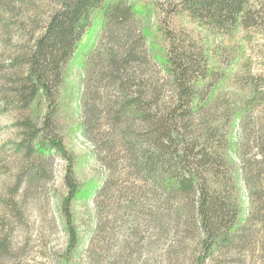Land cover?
<instances>
[{
    "label": "trees",
    "instance_id": "obj_1",
    "mask_svg": "<svg viewBox=\"0 0 264 264\" xmlns=\"http://www.w3.org/2000/svg\"><path fill=\"white\" fill-rule=\"evenodd\" d=\"M50 1L53 7L41 31L12 63L19 70L13 78V94L1 99L21 107H28L36 98L44 102L39 118L26 116L20 120L23 136L16 146L30 158L33 172L40 171L42 159L53 153L64 159L65 191L60 197V216L66 240L58 261L77 264L81 232L73 204L85 189L76 174V155L67 148L56 120L61 91L69 65L92 29L93 15L99 13L101 23L109 28L135 19V12L127 0ZM154 5L159 12L157 30L165 43L161 66L170 94L162 100L155 83L145 84L144 79L136 83L128 74L141 58L136 45L144 42L142 30L138 28V38L131 39L121 58L116 57L115 50L107 51L105 69L114 73L110 79L125 98L111 110L113 119L128 115L139 119L141 129L138 134L123 133L121 148L111 150L115 157L106 159L95 149L102 171L91 188L90 199L96 218L101 217L105 207L107 216L119 209L154 212L168 230L176 227L175 220L189 221L197 233L195 264H205L207 258L231 244L236 232L255 217L256 201L264 207L259 193L264 179V140L258 144L254 171L240 146L237 163L228 154L232 126L242 122L247 111L263 99L259 89L262 82H258L260 73L244 66L234 77L247 93H215L239 54V46L220 48L215 53L219 64H211L204 40L180 18L225 35L236 29L245 36L264 35V0H154ZM128 88H133L131 93L126 91ZM86 123L81 120L84 131L89 125ZM118 158L123 163L120 169L114 167ZM120 176L125 181L126 195L122 196L111 186ZM242 187L249 202L245 215ZM9 197L8 203L14 207V195ZM14 211L16 214L19 209L14 207ZM101 227L98 220L89 236L86 258H90ZM7 243V234L0 235V252L7 250Z\"/></svg>",
    "mask_w": 264,
    "mask_h": 264
},
{
    "label": "rangeland",
    "instance_id": "obj_2",
    "mask_svg": "<svg viewBox=\"0 0 264 264\" xmlns=\"http://www.w3.org/2000/svg\"><path fill=\"white\" fill-rule=\"evenodd\" d=\"M127 1L132 3L135 12V19L129 22L106 28L99 13L93 15L92 29L84 37L78 56L70 63L61 91V107L56 120L67 148L76 155V174L85 189L73 204L75 221L81 232L76 263L195 264L197 233L183 218L175 220L176 227L168 230L162 227L163 220L150 211L134 213L119 209L107 216L103 207L101 217L94 215L91 188L102 171L95 149L106 159L115 157L112 151L121 148L123 133L138 134L136 132L141 129L139 119H131L128 115L113 119L111 110L125 98L111 81V70L105 69L107 51L115 50L116 57L121 58L131 39L138 38V28L142 30L144 42L136 45L141 58L128 74L134 76L136 83H142V79L145 84L155 83L162 100L170 94L161 66L165 43L157 30L159 12L154 0ZM52 7L50 0L0 1V235L7 234L8 237L7 250L0 252V264H59L58 257L65 245L66 235L60 216V197L65 191V161L53 153L42 159L40 171L33 172L30 158L16 146L23 136L20 120L26 116L33 120L39 118L44 102L36 98L28 107H21L5 104L1 99L13 94V78L19 72L12 65L14 58L31 46ZM180 20L204 40L211 64H219L215 53L220 48L239 46V54L215 93L231 92L234 96L235 93H247L246 89H241L235 74L241 73L244 66L260 73L258 82H262L259 89L263 99L247 111L242 122H235L229 135L232 145L228 154L237 163L240 146L241 154L253 169L258 144L264 140V35L252 33L248 36L246 33L245 36L240 29L225 35L211 32L186 17ZM131 90L133 88L126 91L131 93ZM81 120L89 124L86 131ZM119 153L122 152L116 154ZM117 160L114 167L120 169L123 163L119 158ZM116 182L111 185L115 193L126 195L124 178L120 176ZM260 188L259 193L264 199V179ZM240 191L242 214L245 215L249 202L243 187ZM10 194L17 202L14 207L19 211L16 214L8 203ZM145 199L149 206L147 197ZM255 210V217L245 221L231 244L207 258L205 264H264V207L256 201ZM98 220L102 227L90 258H86L89 236Z\"/></svg>",
    "mask_w": 264,
    "mask_h": 264
}]
</instances>
